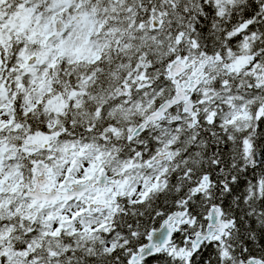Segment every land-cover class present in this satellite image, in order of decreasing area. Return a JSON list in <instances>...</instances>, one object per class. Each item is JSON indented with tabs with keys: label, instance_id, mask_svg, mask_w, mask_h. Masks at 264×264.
<instances>
[{
	"label": "snow or ice",
	"instance_id": "obj_1",
	"mask_svg": "<svg viewBox=\"0 0 264 264\" xmlns=\"http://www.w3.org/2000/svg\"><path fill=\"white\" fill-rule=\"evenodd\" d=\"M0 264H264V0H0Z\"/></svg>",
	"mask_w": 264,
	"mask_h": 264
}]
</instances>
